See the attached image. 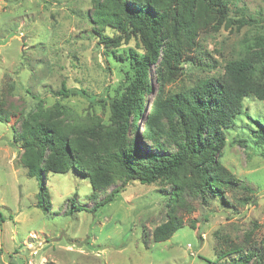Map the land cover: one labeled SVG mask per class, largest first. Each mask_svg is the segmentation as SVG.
<instances>
[{
  "label": "rangeland",
  "instance_id": "obj_1",
  "mask_svg": "<svg viewBox=\"0 0 264 264\" xmlns=\"http://www.w3.org/2000/svg\"><path fill=\"white\" fill-rule=\"evenodd\" d=\"M120 2L0 0V264H240L248 253L264 255V146L250 133L259 131L256 121L264 126V101H245L252 116L242 117L237 129L244 131L231 132L222 150L219 160L233 175L222 189L224 202L189 186L190 173L174 182L126 183L115 163L120 146L111 104L126 55L146 51L111 20ZM223 3L226 10L212 1L190 16L186 6L172 5L177 16L164 28V46L173 66L164 54L152 65L148 106L159 90H187L222 75L229 61L261 52L264 0ZM46 120L68 144L81 140L84 159L104 167L108 186L94 187L88 168L48 173L44 181L29 176L14 137ZM144 122L128 139L136 136L143 153L168 154L143 139ZM236 138L250 147L231 143ZM124 184L114 202L93 209ZM169 221L182 229L157 240L156 230Z\"/></svg>",
  "mask_w": 264,
  "mask_h": 264
},
{
  "label": "trees",
  "instance_id": "obj_2",
  "mask_svg": "<svg viewBox=\"0 0 264 264\" xmlns=\"http://www.w3.org/2000/svg\"><path fill=\"white\" fill-rule=\"evenodd\" d=\"M120 1L110 18L125 34L140 38L146 54L135 56L128 52L121 68L124 79L111 104L115 125L112 136L120 146L116 165L125 175L126 183L138 181L143 185L174 182L180 175L190 173L194 178L189 186H197L201 189L200 194L207 193L224 202L222 189L233 180V175L219 158L228 144L229 134L236 132L237 136L239 130L244 131V128L237 127L242 117L250 114L244 113L245 101L253 98L264 101V47L255 58L246 56L231 60L225 65L222 75L205 79L187 90L173 94L159 90L152 106H148V96L152 92V65L157 64L164 54L165 65L168 68L173 66L171 49L164 46V28L170 19L175 20L177 16L178 9L172 5L178 8L186 6L188 16L206 10L212 1L216 5L220 3L225 10L227 7L224 0H128V4L127 0ZM166 1L170 4L169 10L161 11ZM185 24L188 25V21ZM144 118L141 136L168 154L143 153L135 145L136 136L128 139V133L138 130ZM254 125L259 131L251 130L250 133L259 146H264V126L258 121ZM14 139L22 144L24 153L20 162L30 177L37 176L44 181L48 173L61 174L70 169L85 172L88 168L94 187L111 183L110 176L103 173V166L90 165L84 159L82 152L88 150L81 140L77 145L68 144V137L56 131L49 120L35 126L26 125L25 132ZM231 143L244 149L250 147L247 138H236ZM125 185L113 190L93 209L114 202L123 193ZM47 194L43 184V199L48 197ZM180 225L178 221H169L156 230V239L167 240L182 229ZM263 256L256 252L248 253L240 264H249L254 258L263 264Z\"/></svg>",
  "mask_w": 264,
  "mask_h": 264
}]
</instances>
